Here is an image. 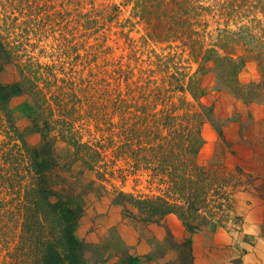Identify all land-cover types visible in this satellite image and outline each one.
I'll list each match as a JSON object with an SVG mask.
<instances>
[{
  "label": "trees",
  "instance_id": "trees-1",
  "mask_svg": "<svg viewBox=\"0 0 264 264\" xmlns=\"http://www.w3.org/2000/svg\"><path fill=\"white\" fill-rule=\"evenodd\" d=\"M55 1L8 0L20 14H5L0 24V74L7 67H13L16 74L11 81L0 79V264H87L84 255L88 251L92 253L91 264L139 263L137 254L129 252L117 238L92 243L77 234L84 195L95 181L78 189L59 171L70 170L76 162L94 170L101 158L100 151L80 137L76 123L82 119L108 132L103 148H112L114 160L126 161L130 173L146 172L158 184L159 191L152 194L116 190L113 203L121 205L125 215L148 222L175 214L191 231L228 219L231 177L219 174L212 163L197 159L200 126L211 116V109L200 101L204 93L200 74L212 70L217 87L246 102L264 98L261 23H256L259 34L247 24L238 30L217 27L216 42L205 47L204 17L214 11L205 0H120L102 2L99 7L94 6L95 0ZM59 3L61 8H54ZM86 3L91 4L89 9L77 10ZM70 5L75 6L77 26L89 33L115 20L123 34L124 27L142 22L153 41L168 47L177 42L187 46L198 66L189 75L171 62L172 55L158 58L162 70L175 68L161 82L152 77V69H142L134 77L133 68L123 67V63H117L113 74L77 80L72 71L63 72L56 64L41 62L31 53L36 45L28 41L29 32H37V21L44 24L55 20L57 14L67 15ZM32 6L41 10L36 17L28 13ZM121 6H130V15L123 21L119 19ZM249 8L264 14V0H223L218 6L226 20ZM61 45L70 57L72 45ZM236 45L243 53H235ZM247 58L257 62L260 79L243 84L238 73ZM178 93L181 95L174 100ZM17 97L23 99L30 118L29 132L40 136L37 145H30L17 126L12 106ZM61 143L73 150L63 164L58 148ZM97 175L103 173L97 171ZM96 187L105 188L102 184ZM260 235L264 237V220ZM185 243L190 253L189 240Z\"/></svg>",
  "mask_w": 264,
  "mask_h": 264
},
{
  "label": "rangeland",
  "instance_id": "rangeland-1",
  "mask_svg": "<svg viewBox=\"0 0 264 264\" xmlns=\"http://www.w3.org/2000/svg\"><path fill=\"white\" fill-rule=\"evenodd\" d=\"M221 1L223 0H205L206 4H212L214 7V11L204 17V21L207 22L206 27L202 28L205 47L212 46L216 42L217 27L227 25L231 29L238 30L240 25L247 24L259 34L260 28L256 24L259 21L264 28V14L259 9L249 8L226 20L225 16L219 14L218 6ZM57 2L60 0L54 3ZM102 2L118 3L120 0H95L94 6L99 7ZM56 7L61 8L60 3L54 8ZM77 7L79 8L77 10L81 8L87 10L91 4L86 3L83 7ZM52 9L51 7L50 10ZM120 10L119 19L123 21L130 15V6H121ZM66 11L67 15L57 14L55 20L50 22L42 24L37 21L39 22L37 32L30 31L28 41L36 45L31 53L41 62L56 64L57 69L63 72L72 71L77 80L84 77L99 78L110 72L113 74V70L118 67L117 63H123V67L129 65L133 68L134 77L139 76L142 69H152V77L161 82V78L168 72H173L175 68L169 66L167 70H162L164 66L158 65V58L164 57L162 59L164 60L172 55L174 57L171 62H175L179 70H184L189 75L193 74L198 66L187 46L177 42L168 47L166 43L153 41L148 37L142 22L124 27L123 34L120 32L122 28L115 20L107 23L96 33H91L92 31L89 33L82 26H77L74 5H70ZM28 13L36 17L41 10L38 11V6H32ZM5 14L14 17L20 13L9 5L8 0H0V24ZM68 17L72 20V24H69ZM126 35L133 39L132 43ZM63 42L72 45L70 57H66L61 49L60 44ZM235 53H243V49L236 45ZM103 70L106 72L104 73ZM15 76V69L7 67L1 72L0 79L11 81ZM200 77L204 91L200 101L211 109V116L200 126L201 144L197 159L203 164L212 163L219 174L231 177L233 185L227 187L231 209L228 219L215 226L191 231L178 218L187 236L177 241L174 233L179 232L180 225L173 224L171 219L161 218L157 221L144 222L137 217L125 215L124 208L113 203L116 190L152 194L159 191L158 184L151 181L146 172L130 173L131 169L126 161L114 160L112 148H103L108 132L96 127L94 122L82 119L76 123L80 137L82 141L92 143L93 147L100 151L101 158L94 170L84 168L76 162L70 166V170L61 168L59 171L78 189L90 184L91 180L95 181V185L84 195L86 202L84 214L77 229L80 238L92 243H105L110 237L117 238L123 247L133 252L134 244L146 238L147 232H158L150 227L155 224L165 228V235L162 239L157 237L156 240L147 239V242L153 245V250L143 257L137 255L139 262L141 259L153 260L156 255H161L170 249L174 251L173 260L176 261L171 258L168 264H195V259L204 263L207 258L219 259L222 262L228 259L229 262L238 264L245 255L252 254L254 258L250 264H264V237L260 235L264 220V98L246 102L225 88L217 87V79L212 70L200 74ZM238 79L243 84L259 80L260 71L257 62L247 58L238 73ZM179 95L181 93H178L174 100ZM188 99L193 102L189 94ZM22 101L21 97L12 100L17 126L26 134L25 139L30 145H37L40 136L29 132L30 118ZM193 103L197 106L196 102ZM58 148L60 162L62 164L68 162L72 148L64 146L63 143ZM97 171L103 175L98 176ZM98 184L104 185L105 188L99 189L96 187ZM187 239L190 242V253L185 243ZM206 246L209 247L208 251ZM84 258L87 264L93 262L90 251L85 253Z\"/></svg>",
  "mask_w": 264,
  "mask_h": 264
},
{
  "label": "crops",
  "instance_id": "crops-1",
  "mask_svg": "<svg viewBox=\"0 0 264 264\" xmlns=\"http://www.w3.org/2000/svg\"><path fill=\"white\" fill-rule=\"evenodd\" d=\"M167 219H171V222L174 224H179V232L178 233H174V235L177 237V241L185 238L187 236L186 230L185 228L182 226L181 222H179L178 217L175 214H167L163 217ZM152 229L154 228L155 231H158L156 233H152V232H147V236L146 238H143L141 240H139V242H136L134 244V248H133V252L141 257L145 256L148 252L153 250V245L151 246V244H149L147 241L148 238H152L154 240H156L157 238L162 239L165 235V228L163 227H159L156 226L155 224L150 226ZM149 227V228H150ZM157 237V238H155ZM137 241V240H136ZM153 242V241H152ZM154 243V242H153ZM257 247H259V244H257ZM206 250L208 251L209 247H205ZM173 253L174 251L172 250H167L164 253H162L161 255L158 254L156 255L155 259L153 260H143L141 259V261L139 262V264H168L169 261H171L170 259L172 258L173 260ZM208 253V252H207ZM210 253V251H209ZM252 254V253H251ZM253 255V254H252ZM252 255H245L241 261H239L238 264H250L254 258V256ZM177 258V256L175 257ZM206 261L203 263H200L198 260L195 259V264H235L233 262H229L228 259L223 260V262L221 260H216V259H210L207 258L205 259ZM173 261H176L175 259ZM222 262V263H221Z\"/></svg>",
  "mask_w": 264,
  "mask_h": 264
}]
</instances>
